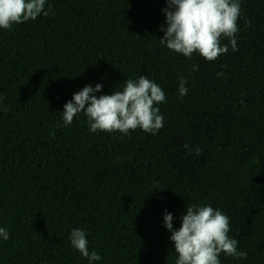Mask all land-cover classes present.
Instances as JSON below:
<instances>
[{
    "label": "trees",
    "instance_id": "1",
    "mask_svg": "<svg viewBox=\"0 0 264 264\" xmlns=\"http://www.w3.org/2000/svg\"><path fill=\"white\" fill-rule=\"evenodd\" d=\"M49 5L0 29V264H89L71 246L77 228L93 264H175L164 215L178 230L193 205L226 214L247 253L221 264H264V0H240L238 51L224 39L214 62L161 46L166 0ZM141 75L165 93L158 134L92 133L83 114L57 128L86 85L99 97Z\"/></svg>",
    "mask_w": 264,
    "mask_h": 264
},
{
    "label": "clouds",
    "instance_id": "2",
    "mask_svg": "<svg viewBox=\"0 0 264 264\" xmlns=\"http://www.w3.org/2000/svg\"><path fill=\"white\" fill-rule=\"evenodd\" d=\"M164 14L167 28L159 39L161 46L169 51L192 59L199 55L207 62L216 61L229 51L227 39L232 51H238L235 34L238 32V20L241 12L240 0H166ZM46 0H0V29L11 30L13 25L36 20L41 14H54L49 5L45 10ZM198 65L193 71L198 70ZM223 73H217L221 76ZM187 80L179 78L178 92L183 98L187 95ZM122 91L97 97L101 84L95 88L86 85L73 94L72 100L64 105L62 125L57 128L70 127L74 117L83 114L87 118L89 131L92 133L121 134L120 138L140 129L144 133L156 135L163 128L164 117L157 105L165 102L164 90L144 75L138 80L126 79ZM87 105V107H86ZM55 135V133H50ZM186 155L197 147L184 145ZM182 224L178 230L173 228V216L165 212L164 226L171 232L170 240L174 244L178 258L175 264H221L220 256L246 258L247 253L238 251V241L231 238L229 217L212 206H189L181 217ZM0 238L9 239L6 228L0 227ZM71 246L78 251L89 264L101 260V256L88 249L86 233L73 229L69 237Z\"/></svg>",
    "mask_w": 264,
    "mask_h": 264
}]
</instances>
